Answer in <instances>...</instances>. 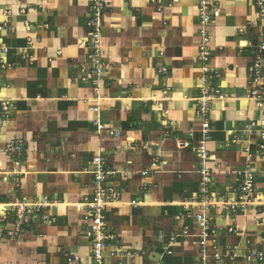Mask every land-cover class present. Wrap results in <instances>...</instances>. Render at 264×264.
Returning a JSON list of instances; mask_svg holds the SVG:
<instances>
[{
	"label": "crops",
	"instance_id": "obj_1",
	"mask_svg": "<svg viewBox=\"0 0 264 264\" xmlns=\"http://www.w3.org/2000/svg\"><path fill=\"white\" fill-rule=\"evenodd\" d=\"M199 1L165 0L159 10L150 0H104L107 71L96 86L85 46L94 0H0V110L9 111L0 126V229L15 230L19 206L43 211L4 241L0 264H66L60 252L93 264L84 204L93 196L97 154L117 173L110 183L121 191L107 207L116 239L103 264H264L247 260L250 252L264 253V102L248 97L253 57L239 50L246 40L264 41V20L255 0H215L208 66L219 74L212 86L222 95L210 115L207 199L195 152L206 77ZM98 118L107 127L101 134ZM252 121L257 131L248 134ZM183 139L192 146L181 149ZM20 140L23 154L8 155L6 146ZM248 175L254 196L244 211L233 209ZM203 212L211 221L204 247L195 219Z\"/></svg>",
	"mask_w": 264,
	"mask_h": 264
},
{
	"label": "built area",
	"instance_id": "obj_2",
	"mask_svg": "<svg viewBox=\"0 0 264 264\" xmlns=\"http://www.w3.org/2000/svg\"><path fill=\"white\" fill-rule=\"evenodd\" d=\"M151 3L157 5L158 9L164 8L165 0H150ZM256 6L259 11V18L264 20V0H255ZM106 10V4L104 0H94L91 8L90 15L86 20V29L88 36L85 42V46L89 48L88 54V73L92 78V81L96 86L99 85L100 80L105 77L107 66L102 58V44H101V30L103 27L104 13ZM218 14L217 5L215 0H200L199 1V58L205 65L204 72L206 77L204 78V85L201 87L200 95L197 98V109L196 115L202 120V139L198 146L195 148V152L199 159V173L201 176L200 181V192L202 196L210 199L211 197V183H212V172L207 166V163L211 160L210 152L207 148V143L211 139L212 126L210 115L212 111V103L214 100L221 97V91L212 86V82L218 79L219 74L213 71L208 65L212 60V49H211V37L209 34V26ZM1 29V28H0ZM240 33L243 29L239 30ZM239 50L251 51L253 61L248 68V78L251 85V90L248 97L256 102L258 106H261L264 102V41H252L246 40L240 45ZM7 49H2L1 53H6ZM95 112L99 113L100 108L96 107ZM9 111L7 107H3L0 110V126L6 121ZM94 125L97 126L98 132L101 134L107 131L106 125L98 118L94 121ZM257 123L252 121L245 126V132L252 134L257 131ZM110 136H120L119 132L109 131ZM192 136V135H191ZM264 139V130L261 134ZM181 149H188L192 146L190 139H183L178 142ZM25 149L23 141H15L9 143L6 146L5 152L11 156L20 157ZM248 154L251 152V145L246 149ZM156 167V164H153ZM90 173L93 176L94 191L91 198L85 199V206L88 210L85 215V220L90 222V235L92 237V249L91 258L93 264H103L104 252L108 245L112 243L116 237L108 231L107 228V207L112 205V202L119 199L121 191L115 188L111 183L110 179L117 173L110 169L106 159L97 154L92 159V169ZM147 175V171L142 173ZM254 177L248 175L244 178L242 185L240 186V196L237 203L232 205L235 209L238 205L242 211L245 210L246 206L254 196ZM204 207L210 203L204 201ZM41 206L23 205L17 208V224L12 234H21L24 229L32 225L35 219L42 213ZM44 220H48L46 214L42 215ZM200 227V245L205 246L209 233L211 231V221L208 218L206 212L196 215L195 217ZM188 234V231H185ZM66 264H88L84 263L81 257L77 254H65ZM264 262V253H249L247 260Z\"/></svg>",
	"mask_w": 264,
	"mask_h": 264
},
{
	"label": "rangeland",
	"instance_id": "obj_3",
	"mask_svg": "<svg viewBox=\"0 0 264 264\" xmlns=\"http://www.w3.org/2000/svg\"><path fill=\"white\" fill-rule=\"evenodd\" d=\"M31 226V225H30ZM30 226H28L27 228L29 229L30 228ZM16 236H14L13 234H12V231H10V230H6V229H0V247H2V246H5L7 243H4V241L5 240H11V239H9V238H15ZM13 240V239H12ZM14 241V240H13ZM64 253H66V252H60V258L61 257H63L65 254ZM56 255H57V253L56 252H54L53 254H52V256L53 257H56ZM58 256V255H57ZM51 258V257H50ZM44 264H51L49 261L47 262V261H45L44 262Z\"/></svg>",
	"mask_w": 264,
	"mask_h": 264
}]
</instances>
